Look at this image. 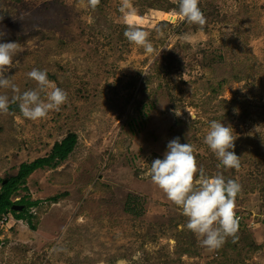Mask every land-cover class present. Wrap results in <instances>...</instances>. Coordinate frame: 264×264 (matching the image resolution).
Here are the masks:
<instances>
[{
  "label": "rangeland",
  "instance_id": "rangeland-1",
  "mask_svg": "<svg viewBox=\"0 0 264 264\" xmlns=\"http://www.w3.org/2000/svg\"><path fill=\"white\" fill-rule=\"evenodd\" d=\"M131 4L135 15L126 21L122 0H100L94 12L87 0H0V44L21 46L4 77L22 94L35 88L28 72L46 71L68 96L59 112L42 120L12 112L14 104L0 115V179L48 156L56 141L77 137L71 158L34 172L10 197L18 213L26 208L18 204L22 198L39 204L28 209L34 229L10 216L0 229V264H264V248L234 250L231 237L218 250L203 247L187 229L182 210L147 175L168 150L162 142L174 118L195 125L197 142L191 143L190 134L181 144H191L194 155L214 158L204 138L210 122L221 121L233 130L241 163L239 172L222 173L241 186L236 216L251 213L264 220V0H199L200 8L213 7L222 19L202 29L177 15V0ZM129 24L150 34L154 53L129 43ZM206 50L219 52L227 69L253 71L225 84L223 69L213 67L211 73L202 67ZM218 83L223 90L213 99L210 89ZM0 94L12 96L10 89ZM160 97L144 113L138 138L121 134L140 105ZM223 116L231 120H219ZM133 156L139 161L131 169L126 159ZM218 164L205 174L216 175ZM55 196L63 198L48 204ZM129 197L138 199L139 216L124 211Z\"/></svg>",
  "mask_w": 264,
  "mask_h": 264
},
{
  "label": "clouds",
  "instance_id": "clouds-1",
  "mask_svg": "<svg viewBox=\"0 0 264 264\" xmlns=\"http://www.w3.org/2000/svg\"><path fill=\"white\" fill-rule=\"evenodd\" d=\"M177 2V15L188 24L202 29L206 18L199 7V0ZM87 3L94 12L100 0H87ZM120 11L126 21L134 16L131 0H122ZM149 35L132 24L124 32L129 43L152 54L155 49ZM20 47L17 43L0 44V89H10L12 92L11 97L0 94V115L9 114L10 104L18 103L24 118L42 120L50 112L61 110L67 103V92L50 81L46 71L33 68L26 75L35 83V88L21 94L19 87L10 78L4 77V73L13 67V58ZM235 139L231 127L224 126L221 121L210 122L204 143L219 161L218 168L222 165L224 169L239 172L240 157L233 150ZM167 149L164 158L155 159L150 166L147 175L151 182L182 210L183 216L187 218V229L203 247L210 251L218 250L229 237L235 242L239 229L235 201L241 190L240 184L232 179L226 181L219 172L213 176L206 175L204 169L198 167L193 146L181 144L179 138L170 141Z\"/></svg>",
  "mask_w": 264,
  "mask_h": 264
},
{
  "label": "trees",
  "instance_id": "trees-1",
  "mask_svg": "<svg viewBox=\"0 0 264 264\" xmlns=\"http://www.w3.org/2000/svg\"><path fill=\"white\" fill-rule=\"evenodd\" d=\"M175 7V6H174ZM174 7H172V10H175ZM176 8V7H175ZM202 13L204 14L206 18V22L211 21V22H216V20L221 21L222 19L218 18L219 14L216 11L215 8L211 7H202L200 8ZM192 26L193 29H196ZM201 58H203L204 65L202 67L207 70L211 71L213 70V67H218L220 69H223L224 73L227 75V78L224 79V83H227V79L230 80H240L243 79L249 72H252L253 69L250 66H241V69L235 70L232 65L228 66L225 64L224 59L222 55L219 52H212L211 50H206L201 52L200 54ZM161 66L164 64V59H159ZM170 65V63H168ZM239 68V67H238ZM213 73V71H211ZM144 89V86L142 90ZM223 90V84H219L216 87H213L210 89L209 96H212L213 99H216L217 97H220L221 92ZM160 99L162 100V97L152 100L150 103L152 104H142L138 109V114H134L129 117V119L126 122V129L127 131L124 133L122 132L121 134L125 135L127 134L129 137L132 138H138L140 136V132H142L144 129L140 131L139 129V124L140 121L142 120V117H144V113L150 111L153 109V104L158 105L160 103ZM155 102V103H154ZM171 108H175V105H171ZM10 110L14 113L20 114V109L17 104H14L12 107H10ZM245 116L238 117V121L241 118L243 119ZM173 125L169 128L168 131V137L166 138V141L162 142V145H167L170 141H172L175 138H179V141L181 143V140L183 137H187L191 134V143H196V129H194L195 125H186L184 122H182L180 119L174 118L173 119ZM219 120H231L230 117L228 116H223ZM240 122H237V124H241ZM243 123V121H242ZM64 133L66 131L64 130ZM68 137V136H67ZM77 144V137L74 135H70L68 138H63L60 141H56L54 144V147L52 148L51 152L49 153L48 156L45 158L37 159L34 162L30 164H23L21 165L18 173L14 177H10L6 180H1L0 179V229H2L3 225L7 222H10L9 216L11 219L16 220V222H22L26 225H28L29 229H34V218L32 214L29 213L28 209L30 207H37L39 202H30L25 200L24 198L20 199L22 204L24 203L26 208L23 207V210L20 211V213L13 211L12 207L13 205L9 201L10 197L12 195H15L16 192L18 191L19 186H22V184L25 183V181L36 171L39 170H44V169H56L60 166H62L69 158L72 157V152L74 148L76 147ZM130 151V150H129ZM197 159V164L199 167L206 170H208L209 166L212 164L216 163V158H214L212 155L208 157H203L199 155H195ZM134 157V158H133ZM131 159H126V162H128L127 166L128 168L134 169V163L139 160H137L138 156L135 157L133 156ZM109 161L111 160V163L115 161V157H109ZM134 159L136 161H134ZM133 161V162H131ZM221 168V169H220ZM220 174H222L225 170L223 166L221 165L218 168ZM231 174L234 173V169L229 170ZM207 175L213 176L211 171H207ZM264 175V173H263ZM226 180V179H225ZM24 190H27L26 188ZM261 190H264L263 188ZM63 198L61 196H55L52 198L48 204H57L58 199ZM140 200V199H139ZM138 204V199L129 197L127 201L124 203V211L127 214H130L132 216H139L140 212L138 209L140 208ZM262 208H264V203H262ZM138 211V213H137ZM6 218L7 221H3V219ZM264 223L263 219H260L256 216H253V214L249 213L245 216H241L239 219V229L237 233V237L235 238V242L233 241V244L231 247L234 250H239L236 247L239 245H243L244 247L249 248V250H254L256 249L257 251H261L264 248V241L262 242H257L258 239L264 238V230H257V227L259 224ZM193 245L196 246L195 241L192 243ZM191 246V245H190ZM236 246V247H235ZM184 248H180V250H183ZM184 253H189L188 250H184ZM240 254V252H239ZM191 255V249L190 253Z\"/></svg>",
  "mask_w": 264,
  "mask_h": 264
},
{
  "label": "water",
  "instance_id": "water-1",
  "mask_svg": "<svg viewBox=\"0 0 264 264\" xmlns=\"http://www.w3.org/2000/svg\"><path fill=\"white\" fill-rule=\"evenodd\" d=\"M12 210L18 212V211H17V208H16L15 206L12 207ZM20 210H21V209H20Z\"/></svg>",
  "mask_w": 264,
  "mask_h": 264
},
{
  "label": "built area",
  "instance_id": "built-area-1",
  "mask_svg": "<svg viewBox=\"0 0 264 264\" xmlns=\"http://www.w3.org/2000/svg\"><path fill=\"white\" fill-rule=\"evenodd\" d=\"M238 220H239V219H238ZM3 221H7V219H6V218H4V219H3Z\"/></svg>",
  "mask_w": 264,
  "mask_h": 264
}]
</instances>
